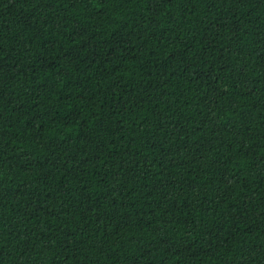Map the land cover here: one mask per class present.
<instances>
[{"label": "trees", "instance_id": "trees-1", "mask_svg": "<svg viewBox=\"0 0 264 264\" xmlns=\"http://www.w3.org/2000/svg\"><path fill=\"white\" fill-rule=\"evenodd\" d=\"M0 264H264V0H0Z\"/></svg>", "mask_w": 264, "mask_h": 264}]
</instances>
